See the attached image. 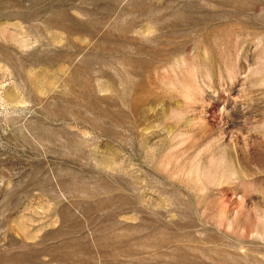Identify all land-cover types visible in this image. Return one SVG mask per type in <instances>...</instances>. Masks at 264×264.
<instances>
[{"label":"rangeland","instance_id":"obj_1","mask_svg":"<svg viewBox=\"0 0 264 264\" xmlns=\"http://www.w3.org/2000/svg\"><path fill=\"white\" fill-rule=\"evenodd\" d=\"M0 264H264V0H0Z\"/></svg>","mask_w":264,"mask_h":264}]
</instances>
